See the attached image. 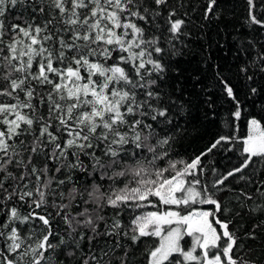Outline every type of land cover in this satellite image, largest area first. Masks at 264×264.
Instances as JSON below:
<instances>
[{"label": "snow or ice", "instance_id": "obj_1", "mask_svg": "<svg viewBox=\"0 0 264 264\" xmlns=\"http://www.w3.org/2000/svg\"><path fill=\"white\" fill-rule=\"evenodd\" d=\"M216 4L208 0L205 19ZM247 4L249 22L264 28L256 0ZM183 7L181 0H0V97L13 101L0 102V264H130L132 249L121 238L135 246L145 237L158 238L145 250L147 264H257L245 258L241 238L229 231L232 221L220 218L234 209L216 196L229 177L251 165L257 166L253 175L264 174L261 121H248L246 159L214 180L211 192L199 178L206 153L191 162L169 159L172 137L159 138L148 122L171 123L168 105L176 101L161 83L169 71L165 58L182 55L173 41L189 35ZM13 10L21 14L12 16ZM256 66L264 73V51L257 50L240 71ZM217 75L235 100L233 87ZM240 115L237 101L233 116ZM232 139L221 136L207 151ZM255 193L261 203L244 190L235 197L241 211L264 212V180L255 182ZM151 197L158 198L154 207H169L137 215L125 228L122 209L152 204ZM195 203L212 210H179ZM49 209L61 222L55 232ZM36 221L41 236L25 245L36 235ZM17 225L29 226L27 238ZM261 226L264 221L253 224L244 238L254 240ZM185 234L193 238L187 250L181 245Z\"/></svg>", "mask_w": 264, "mask_h": 264}, {"label": "trees", "instance_id": "obj_2", "mask_svg": "<svg viewBox=\"0 0 264 264\" xmlns=\"http://www.w3.org/2000/svg\"><path fill=\"white\" fill-rule=\"evenodd\" d=\"M181 2L184 7L180 12L187 11L188 13V16L183 18L187 21L184 31L189 35H181L178 40L173 41L182 55L165 58L166 63L169 64V71L161 83V87L169 93L171 100L176 101L175 104L168 105L171 109L169 114L171 123H166L163 118H158L160 119L159 126L150 120L148 122L153 123L159 133V138L172 137L170 144L166 146L169 159L191 162L195 157L206 153L201 156L200 166L203 172L199 173V178L211 192L215 191L212 188L214 180L240 167L246 159V154L243 153V139L249 134L248 121L256 118L264 125V73L259 71V66L249 67L247 73L240 71L242 67L250 64L257 50L264 51L262 47L264 28L249 22L247 0H217L213 12L208 15L207 19L204 18V13L208 0H181ZM169 3L175 4L177 0H169ZM254 12L258 19L264 18V5L261 0H256ZM11 14L17 16L21 13L13 10ZM164 15H166V10ZM157 23L162 29L165 28L163 20H157ZM150 30L156 32L154 28ZM156 34L160 35V32ZM249 40L253 41L254 46L248 44ZM217 74L227 79L233 87L235 100L227 96ZM248 76H253V79L249 81ZM251 88H256L257 93L252 94ZM169 96H165L166 102L169 101ZM237 101L241 112L239 119L233 116L237 110ZM0 102L13 101L7 97H0ZM221 136H230L233 139L230 142H222L208 152L207 149ZM163 166L164 164H161V167ZM256 167V165H251L229 177L222 186L225 191L217 193L216 198L222 204L234 209L231 214L221 215L220 218L232 221L229 231H234L241 238L238 240V245H244L245 258L255 260L257 264H264V226L255 230L254 240L244 238L245 233L253 231V224H260L264 221V212L253 214L247 210L241 211L235 199L241 190H244L253 196L256 203H261L255 193V182L264 180V174L258 172L253 175ZM76 176L81 182L85 179L79 173ZM150 199L152 204H145L141 208L125 207L122 209L120 219L125 228L137 215L156 211L157 207L161 211L169 207L163 205L154 207L153 204H156L158 198L151 197ZM240 199L244 198L241 196ZM247 203L252 205L253 201H247ZM170 207L176 209V206ZM200 208L212 210V206L199 203L180 206L179 210L184 214ZM20 210L22 213L29 211L27 205L20 206ZM37 211L44 214L43 209ZM48 211L52 212L51 209ZM112 211V209H107L106 213L111 214ZM236 211H240L241 215L236 216ZM52 215L55 232L58 227H61V222L58 217H55V212H52ZM210 218L214 224L213 217ZM4 219L5 217L0 215V223ZM17 226L21 229V236L27 238L29 226ZM31 227L36 229V235L32 239H25V245H34L41 236L42 225L39 221ZM217 228L219 230L218 226ZM190 238L185 235L182 239L183 244H188ZM50 239L52 243L57 242L55 237ZM4 243V240L0 239V248L4 246ZM121 243L132 249L129 253L130 264H147L145 250L150 246H155L158 238H141L135 246L132 245L131 240L121 238ZM199 251L200 249L197 248V255L201 254ZM176 258L179 259L178 256Z\"/></svg>", "mask_w": 264, "mask_h": 264}, {"label": "rangeland", "instance_id": "obj_3", "mask_svg": "<svg viewBox=\"0 0 264 264\" xmlns=\"http://www.w3.org/2000/svg\"><path fill=\"white\" fill-rule=\"evenodd\" d=\"M196 211H209V209L200 208V209H198V210H196ZM209 220L212 221L210 217H209ZM214 226H215V225H214ZM217 231L220 232V231H222V230H221L220 228H219V230H218V228H217ZM185 235H187V234H185ZM185 235H184V236H185ZM182 239H183V238H182ZM192 243H193V238H192V237L190 238V242H189L188 244H185V245L183 244V242H182V240H181V245L185 248V250H187L188 248H190V247L192 246ZM211 251L214 252L215 250L212 249ZM200 252H202L201 249H200L199 253H200ZM198 255H199V254H198ZM185 264H192V262H185Z\"/></svg>", "mask_w": 264, "mask_h": 264}]
</instances>
